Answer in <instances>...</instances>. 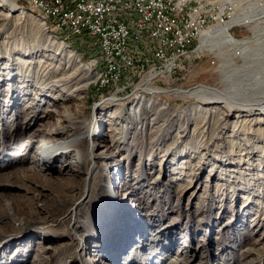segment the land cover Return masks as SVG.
Listing matches in <instances>:
<instances>
[{"label":"rangeland","instance_id":"rangeland-1","mask_svg":"<svg viewBox=\"0 0 264 264\" xmlns=\"http://www.w3.org/2000/svg\"><path fill=\"white\" fill-rule=\"evenodd\" d=\"M8 5L0 9L4 15L11 14ZM15 5L40 18L47 33L74 50L98 76L82 94L84 130L93 125L96 130L82 146L87 150L90 142L101 144L112 157L95 158L97 177L82 197L79 192L72 198L59 186L40 193L31 213L26 200L38 194L37 182L23 180L17 169L53 168L58 176L72 166L70 181L69 177L65 181L83 182L86 169L94 163L87 155L82 164L76 163L72 151L34 161L38 138L25 158H15L14 149L3 147L4 139L10 143L16 138L11 123L23 112L24 100L32 102L24 94L13 100L14 86L28 85L29 76L42 81L47 64L54 62L40 26L9 17L0 26V64L10 59L14 63L13 70L0 75V104L5 101L0 105V264H264V115L245 109L233 113L239 115L235 118L228 116L225 103L206 104L209 95L179 94L202 86L222 90L233 75L245 77L256 60L252 51L264 54V36L258 46L253 44L251 53L242 54L243 59H233L227 47L220 53L206 50L195 59L183 58L173 72L157 77V72L154 76L148 72L164 61L150 55L155 44L144 41L151 39L146 30L144 45L136 49L140 55L130 66L114 64L122 72L116 84L98 85L100 74L113 65L104 60L99 37L89 32L69 37V32L55 30L52 20L45 21L37 9ZM232 31L234 37H251L246 29ZM209 39L201 46H219L212 36ZM130 47L133 52L134 44ZM146 85L162 93L150 95ZM31 90L39 92L36 87ZM56 94H49L44 109L75 110L80 105L72 100L57 102ZM140 97L153 102L147 126L144 120L140 123L141 118H149L142 116ZM130 109L135 116H126V122L114 118ZM104 135L109 136L106 143ZM60 192L68 196L58 200ZM80 198L82 204L77 205Z\"/></svg>","mask_w":264,"mask_h":264},{"label":"bare ground","instance_id":"bare-ground-1","mask_svg":"<svg viewBox=\"0 0 264 264\" xmlns=\"http://www.w3.org/2000/svg\"><path fill=\"white\" fill-rule=\"evenodd\" d=\"M7 1L14 3L11 0H0V9L5 6V3L6 5H8ZM15 4L16 3L8 5L11 14L4 15V13L0 12V26H3L4 22H6L9 17H14V15L15 18H19L20 20L33 21L34 23L39 25L44 34L47 35L50 46L46 47V50L54 53L53 56H50V60H53L54 62L47 64L45 70L46 74L44 75V79L41 78L42 81H39L38 78L36 79V81H34L33 76H29L28 78L30 80H28V85L14 86L13 100H19L20 94H24L28 97V99L31 98L30 100H32V102H28L27 99L24 100L26 102L24 104L26 105H24L25 107L23 112L20 113V115L18 114V118L12 120L11 123V126H14L13 131L16 133V138H14L10 143H8L4 139L2 145L7 150L14 149L15 152L13 153V156L15 158H25L26 155L29 154V146H31V144L38 138V143L34 147V155L32 156V160L34 161L38 162V160L41 159V156H46L51 159V157L57 156L61 153H70L72 151L76 155V163L82 164L81 161L85 160L86 155L88 156V159L91 158L93 160L92 164L94 163V165H89V167L86 169V176L83 182L79 180H71V182H69L70 174L73 172L72 166H69L67 169L57 172L58 176H55L53 168H50L49 170H43L32 165L30 166V169H17V171L20 172V176L23 180H26L28 182L34 180L37 182L36 186L39 189L38 194H33L32 197L26 200V205L33 214V206L35 207L36 197L40 196V193L47 190L51 192L53 189L61 186L72 194V198L79 192L81 193L80 196L82 197L85 194V191L89 190L90 185L92 184V179L94 180V177H97L96 170L98 167H94L95 158L101 155L105 156L108 150L101 144H96L94 142H90L87 150H85L82 146L83 142H85V138L91 139V136L96 132L95 125L91 126L89 130H84L85 125L82 121V107L84 96L82 94L87 90L90 84L98 80V76L94 74V70L91 67L83 64L80 61L78 54L74 50L68 47L65 43L60 42L54 37H51L49 33H47L46 27L43 24L44 22L40 18L38 19L30 13L25 12L24 9L22 10L21 8H18ZM27 5L35 8L34 5ZM36 9L40 13L42 12L45 21H50L48 18V12L40 11L38 8H35V10ZM250 10L251 12L255 11L254 6H251ZM230 24L226 27L227 29L230 28ZM53 28H55V30L61 31L57 27L53 26ZM0 31H2V29ZM204 33L201 36V41L203 43L208 40V33ZM260 39L261 37H258L257 42H259ZM261 47L262 49H264V44L261 45ZM38 51L41 52V49L38 48ZM252 52L254 53V55L251 57H254V59L256 60L249 64L248 73H246L245 77L238 78L233 75L232 80H225L227 86L222 90L214 87L202 86L189 92L184 90L179 91V94L191 96L198 95L200 97L209 95L210 97L207 98L206 104L225 103V106H227L229 110L228 116H234L235 118H238L239 115H233V113H243L245 109L252 113L258 112V114L264 115V54L259 53V51ZM1 59L2 58H0V63ZM9 62L10 63H7L4 66L0 64V75H3V70L14 69V63L11 62V59L9 60ZM57 62H60V64H55ZM112 62L115 63L114 58L112 59ZM97 63L98 61L95 64ZM120 63L122 65L127 64L123 62ZM171 67L172 66H168V70L172 72L177 68V66L172 68ZM164 68L166 67H164L163 64L162 67L155 69V72H157V74L155 75L159 77L166 74ZM104 71L106 72L104 73ZM104 71L100 74L101 77L99 78L98 85L102 84L104 81H108V85L116 84L115 80L119 79L120 74H122V72H119L118 70H111V68L107 70V67L104 69ZM54 74L57 75L52 76ZM104 77L108 79L105 80ZM108 85L103 84L102 86L104 88H107ZM32 87H36V90H39V92H34V90H31ZM146 87L148 88L147 85ZM53 92L57 93L56 98H54V100H56L57 102L60 100H72L80 103V105H77L75 110L57 106H50L44 109L43 104L45 103V100L48 98L49 94L51 97H53ZM157 92L162 93L161 91L151 90L149 88L147 89V93L150 95H154ZM113 101H116V99H114ZM139 101V105L140 107L142 106L143 110L142 116H149V118L146 120L141 118L140 123L144 120L142 124L144 126H147L150 121V117L153 116V114L149 111V107L153 105V102L151 100L146 101L141 97ZM4 104L5 101L0 104L1 107H3ZM234 107L236 110H232ZM210 110L212 109L210 108L209 111ZM8 111L9 110H6V113ZM127 111L128 110L114 115V118L122 119L126 122V116H135V111L133 109H130L128 112ZM40 113H42V115H40ZM37 120H39V122L37 123L38 127L33 129L32 132H27L32 124ZM18 130H21L22 133L19 134ZM8 134L10 135L12 134V132L10 131V133L8 132ZM104 137H107L105 139L106 143L109 139V136L104 135ZM99 148H103L100 150L102 152L96 154L95 150H99ZM106 157L112 156L106 155ZM67 177H69V181H65ZM82 186L84 188H82ZM27 190L28 192H30L29 189ZM62 195L68 196V194L60 192L57 199L61 200ZM79 200L80 201L77 203V205L82 204V199L80 198ZM23 222L27 221L23 219Z\"/></svg>","mask_w":264,"mask_h":264},{"label":"built area","instance_id":"built-area-1","mask_svg":"<svg viewBox=\"0 0 264 264\" xmlns=\"http://www.w3.org/2000/svg\"><path fill=\"white\" fill-rule=\"evenodd\" d=\"M11 1L17 4L21 0ZM23 1L48 12L54 27L62 33L69 32V37L85 32L99 37L103 41L104 59L108 64H113L111 70H120L118 65H114L119 61L130 66L131 61L140 55L136 49L144 45L142 38L146 30L152 40L148 36L144 41L147 45L155 44V51L150 55L157 61H164L160 67L164 64L167 72H170L168 66H177L185 57H200L206 50L220 53L222 48L227 47L233 59H243L242 54L251 53L253 44L258 46L257 38L264 36V0ZM251 6H254L255 11L251 12ZM128 20H131L132 25L129 26ZM229 24L231 26L227 29ZM234 29H246L251 37L231 36ZM207 31L211 34L208 33V39L212 36V42L219 46L209 43L210 49L201 46L200 37ZM195 40L199 41L198 44ZM131 44H134L133 52L129 51ZM113 58L115 63L112 62ZM157 68L158 65L153 66L148 73L151 75Z\"/></svg>","mask_w":264,"mask_h":264},{"label":"trees","instance_id":"trees-1","mask_svg":"<svg viewBox=\"0 0 264 264\" xmlns=\"http://www.w3.org/2000/svg\"><path fill=\"white\" fill-rule=\"evenodd\" d=\"M20 4H23V5L25 4L26 5L27 3L25 1H23V0H21Z\"/></svg>","mask_w":264,"mask_h":264}]
</instances>
